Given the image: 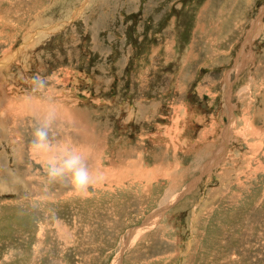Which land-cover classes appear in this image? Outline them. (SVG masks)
Masks as SVG:
<instances>
[{"label": "rangeland", "instance_id": "rangeland-1", "mask_svg": "<svg viewBox=\"0 0 264 264\" xmlns=\"http://www.w3.org/2000/svg\"><path fill=\"white\" fill-rule=\"evenodd\" d=\"M4 62L0 264H264V0H0ZM52 111L87 193L30 150Z\"/></svg>", "mask_w": 264, "mask_h": 264}, {"label": "clouds", "instance_id": "clouds-1", "mask_svg": "<svg viewBox=\"0 0 264 264\" xmlns=\"http://www.w3.org/2000/svg\"><path fill=\"white\" fill-rule=\"evenodd\" d=\"M37 83L43 81L35 78ZM55 120L54 111L46 114L33 133L30 150L41 157V164L49 183L67 179L77 193H87L89 186L99 182L100 176L88 166L83 154L74 146L53 143L50 129ZM55 147V151L53 148Z\"/></svg>", "mask_w": 264, "mask_h": 264}, {"label": "bare ground", "instance_id": "bare-ground-1", "mask_svg": "<svg viewBox=\"0 0 264 264\" xmlns=\"http://www.w3.org/2000/svg\"><path fill=\"white\" fill-rule=\"evenodd\" d=\"M105 1V0H104ZM108 1V0H107ZM113 7V6H112ZM116 7H117V5H116ZM10 16V15H9ZM5 30V29H4ZM12 32V31H11ZM8 52V51H7ZM4 55V54H3ZM243 56H246L245 54L243 55ZM3 57V56H2ZM7 57V56H6ZM5 58V57H4ZM12 59H14V58H12ZM245 60H247V58H245ZM2 63V62H1ZM0 63V64H1ZM7 63H9V62H7ZM6 63V64H7ZM11 63V62H10ZM5 64V62H4V64H2V65H0V104L1 103H3L4 105L2 106V109H0V112H4L5 114L6 113H8V112H11V109L13 108L12 106V104H11V100H10V98L11 97H9V95H7L6 94V89L4 88V86H3V84L4 85H7V84H5V83H7L6 81H5V79H7L6 78V74H5V72H6V70L4 71L3 69H4V67H3V65H6ZM9 66V65H8ZM255 79H256V77H255ZM255 79H254V81H255ZM251 81H253V80H251ZM230 83V82H229ZM250 83H252V82H250ZM249 86H250V84H249ZM230 87V86H229ZM202 88V87H201ZM203 92V91H202ZM51 94V93H50ZM52 98H54V97H52ZM227 100V99H226ZM50 103V102H49ZM8 111V112H7ZM190 111V110H189ZM62 112L64 113V111L62 110ZM144 112V111H143ZM77 116V115H76ZM80 118V117H79ZM232 119V121H231V124L233 125L235 122L233 121V118H231ZM174 120V119H173ZM76 122V121H75ZM176 122V121H175ZM76 123H78V122H76ZM85 126V125H84ZM255 130V129H254ZM255 133V132H254ZM82 134V133H81ZM249 134V133H248ZM202 135H203V133H202ZM245 135V134H244ZM250 136H251V134H249ZM246 136V135H245ZM244 136V137H245ZM243 137V136H242ZM247 137V136H246ZM65 140V138L64 139H61V142L59 143V144H62V143H67L68 144V142H67V140L66 141H64ZM62 141H64V142H62ZM259 142V141H258ZM251 143V142H250ZM253 144V143H252ZM64 145V144H63ZM63 145H61V146H63ZM75 148H77V149H79L80 147H82V146H79V144H77V145H73ZM210 146V145H209ZM251 145H249V147H250ZM251 148V147H250ZM255 149V148H254ZM80 150V152L83 154V156H84V158H87L88 159V164L90 163V162H92V163H96V155H97V152L95 151H91L90 152V154H89V157H85L86 156V153H88L87 151L88 150H83V147H82V150L81 149H79ZM53 151H55V147L53 148ZM252 152H254V151H252ZM34 153V152H33ZM34 155V154H33ZM95 155V156H94ZM219 155V154H218ZM217 155V156H218ZM35 156V155H34ZM220 157V156H219ZM216 158V157H215ZM217 160L216 161H219L218 160V158H216ZM220 162V161H219ZM211 163V162H210ZM90 165V169L91 170H95L96 168H95V166L93 165V164H89ZM211 165V164H210ZM208 170V169H207ZM96 171V170H95ZM210 171V170H209ZM38 179V178H37ZM67 180V179H66ZM68 181V180H67ZM69 182V181H68ZM37 183H39V182H37ZM66 183V182H65ZM47 185V184H46ZM62 185V184H61ZM59 186V185H58ZM39 187V186H38ZM50 187V186H49ZM65 187V186H64ZM192 188H193V185L192 186H190L189 187V189H186L185 190V192H189V191H191L192 190ZM39 189V188H38ZM59 189V188H58ZM48 190V189H47ZM52 190V189H51ZM37 192H39V191H37ZM44 193V192H43ZM63 193V192H62ZM69 193V192H68ZM40 195V194H39ZM50 195H52V194H50ZM50 195H47V196H50ZM56 195V194H55ZM64 196V195H63ZM66 196V195H65ZM64 196V197H65ZM62 197V196H61ZM40 198V197H39ZM51 198H53V197H51ZM54 199V198H53ZM35 200V199H34ZM39 200V199H38ZM44 200V199H43ZM46 200V199H45ZM45 200L43 201L44 203H45ZM47 200H48V198H47ZM51 200V199H50ZM57 200V199H56ZM67 200V199H66ZM36 201V200H35ZM34 201V202H35ZM40 201V200H39ZM38 201V202H39ZM32 203V202H31ZM47 203V202H46ZM50 203V202H49ZM61 203V202H60ZM47 205H48V203H47ZM56 205V204H55ZM44 206H46V205H44ZM51 207V206H50ZM49 208V207H48ZM47 210V209H46ZM129 240V239H128Z\"/></svg>", "mask_w": 264, "mask_h": 264}, {"label": "water", "instance_id": "water-1", "mask_svg": "<svg viewBox=\"0 0 264 264\" xmlns=\"http://www.w3.org/2000/svg\"><path fill=\"white\" fill-rule=\"evenodd\" d=\"M257 23V21H255ZM253 26H254V23H253ZM250 36V35H249ZM249 38V37H248ZM253 38V37H252ZM252 38L250 37L249 39L251 40V42L253 41Z\"/></svg>", "mask_w": 264, "mask_h": 264}]
</instances>
